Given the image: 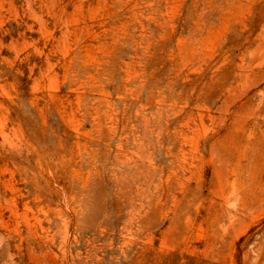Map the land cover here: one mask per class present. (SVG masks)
Wrapping results in <instances>:
<instances>
[{
	"label": "rangeland",
	"instance_id": "1",
	"mask_svg": "<svg viewBox=\"0 0 264 264\" xmlns=\"http://www.w3.org/2000/svg\"><path fill=\"white\" fill-rule=\"evenodd\" d=\"M0 264H264V0H0Z\"/></svg>",
	"mask_w": 264,
	"mask_h": 264
}]
</instances>
